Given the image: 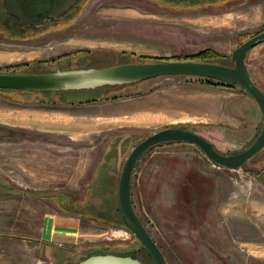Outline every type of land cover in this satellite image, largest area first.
I'll return each mask as SVG.
<instances>
[{"label":"rangeland","instance_id":"374dc122","mask_svg":"<svg viewBox=\"0 0 264 264\" xmlns=\"http://www.w3.org/2000/svg\"><path fill=\"white\" fill-rule=\"evenodd\" d=\"M77 3L70 14L49 15L35 26L7 13L1 0L0 73L102 68L120 64L113 62L122 53L128 63H144L206 49L232 66L233 49L264 29V0ZM245 61L264 92V41L248 50ZM188 79L0 90V264H61L81 248L137 253L133 258L153 264L114 211L131 149L172 126L192 130L229 154L246 149L262 125L250 106L257 103L238 85ZM92 96L101 98L86 100ZM115 143L116 168L104 171L116 174L95 187ZM131 198L167 264H264V148L233 170L214 165L191 143L153 145L134 165ZM55 212L79 217L76 244L38 242L45 214ZM51 221L47 216L44 235L52 223L60 224Z\"/></svg>","mask_w":264,"mask_h":264},{"label":"water","instance_id":"95a60500","mask_svg":"<svg viewBox=\"0 0 264 264\" xmlns=\"http://www.w3.org/2000/svg\"><path fill=\"white\" fill-rule=\"evenodd\" d=\"M76 0H70L69 5ZM69 5L65 7L67 10ZM4 10L26 24L40 26L46 17L59 16L47 12L42 17L25 14L16 0H2ZM62 13V12H61ZM264 41V30L250 36L236 46L231 58L233 65L214 62L168 60L144 63H120L102 68L67 69L44 73H0V89L30 91H64L94 89L104 85L135 83L168 75H192L213 78L221 82L237 84L242 91L254 99L262 115L261 130L255 140L244 150L223 154L200 134L181 127H164L152 132L138 142L123 164L118 181V202L125 226L147 249L153 264H167L166 259L137 215L131 198V176L137 159L153 145L178 141L198 147L204 156L218 167L238 169L264 148V92L256 85L246 64L249 49ZM76 264H142L131 256L113 254L93 255Z\"/></svg>","mask_w":264,"mask_h":264},{"label":"trees","instance_id":"16d2710c","mask_svg":"<svg viewBox=\"0 0 264 264\" xmlns=\"http://www.w3.org/2000/svg\"><path fill=\"white\" fill-rule=\"evenodd\" d=\"M262 30H264V29H262ZM259 31H261V30H259ZM259 31H257V32H259ZM257 32H255L254 34H256ZM126 55L127 54L122 53L121 54V56H122L121 59L119 58L118 60H115V62H113V63H128V62H131L132 60H129L130 57H127ZM222 57L223 56L219 55L218 53H216L214 51H211L209 49H206V50H203V51H201V52H199L197 54H194L193 56H190V57L188 56L186 58H171V59H167V58H153L150 61H148V60L147 61L148 62H156V61H168V60H190V61L214 62V63L228 65V62L226 61L227 57H225V60H221L220 58H222ZM145 61L146 60H142L140 62H145ZM169 76H176V75H168L167 77H169ZM183 76H187L190 79L194 78L199 83L206 84V85H212V86H218V87L219 86H226V87L228 86L229 87V86L237 85V84H230V83L221 82V81L213 79V78H205V77L192 76V75H183ZM0 90H2V89H0ZM100 98L97 97V96H92L90 98H87L86 100L87 101H96V100L98 101ZM81 101H78V102H81ZM78 102H76V103H78ZM104 160L105 161L103 163V167H101L100 170L97 173L98 177H97V180L95 181V187H100L102 185V180L103 179H111V176H114V174H116V173H114L112 171L111 172L104 171L107 168L108 169L110 168V170H114L116 168V165H117V144L116 143L113 144V146L110 147L109 151L105 155V159ZM110 160H112L111 163H110ZM115 203H116V205L114 206V211L116 213H118L119 218H120V223L124 226L125 224H124L123 219H122V215H121L120 207H119V202H118V188H117V195H115ZM108 221H110V220H108ZM139 250L144 251L146 257L150 259V255H149L147 249L144 247V245L140 244V247L138 248V251ZM127 255H130L132 257H139L137 253H129Z\"/></svg>","mask_w":264,"mask_h":264},{"label":"flooded vegetation","instance_id":"af4514ba","mask_svg":"<svg viewBox=\"0 0 264 264\" xmlns=\"http://www.w3.org/2000/svg\"><path fill=\"white\" fill-rule=\"evenodd\" d=\"M70 0H16L17 4L20 6L21 10L30 16L39 17L47 12L52 13L53 15H68L74 11L77 6V1L73 2L69 5ZM69 5L67 10H64L65 7ZM0 8H1V0H0ZM62 12V13H61ZM50 21V20H49ZM77 251V250H76ZM78 255L74 259L68 258L64 261L61 260V264H76L81 260L93 256V255H105V254H113V255H120L125 256L124 253H120L118 251L108 250V249H90L87 251L85 248L79 249ZM61 256V255H60ZM63 257V256H62ZM65 257V256H64ZM58 264V263H57Z\"/></svg>","mask_w":264,"mask_h":264},{"label":"crops","instance_id":"0c3cea01","mask_svg":"<svg viewBox=\"0 0 264 264\" xmlns=\"http://www.w3.org/2000/svg\"><path fill=\"white\" fill-rule=\"evenodd\" d=\"M148 80H150V79H148ZM188 80H191V79H188ZM146 81L147 80H143V81H139L136 83L146 82ZM254 81H255V79H254ZM255 83H256V81H255ZM256 85H257V83H256ZM250 106L252 107L253 113H255V115L257 117H259L261 115L260 108L257 105H255L254 103H251ZM195 176L197 177L196 174H195ZM47 216L52 217L51 222H57L58 221V222H60V224L55 226L52 223L50 225L48 235H44V228H45L44 225H45V221H46ZM55 219H57V221H55ZM78 220H79V217L77 218L75 215L64 214L62 212H55L54 214L53 213L52 214H45V216L43 218V223H42V226L40 229V239L38 240V242H42V241L43 242H50V243L55 244L57 246H61L62 242L63 243L76 244L77 243V241H76L77 236L79 234ZM52 234L58 236V239H53L51 237Z\"/></svg>","mask_w":264,"mask_h":264}]
</instances>
